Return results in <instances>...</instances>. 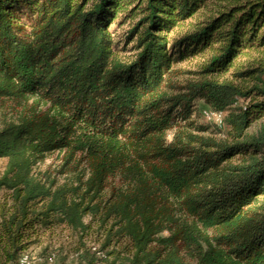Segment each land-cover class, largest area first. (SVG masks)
<instances>
[{
	"label": "trees",
	"instance_id": "1",
	"mask_svg": "<svg viewBox=\"0 0 264 264\" xmlns=\"http://www.w3.org/2000/svg\"><path fill=\"white\" fill-rule=\"evenodd\" d=\"M118 19H137L129 61L115 53ZM205 53L199 74L245 56L236 76L253 85L176 79L174 65ZM263 75L264 0H0V109L10 116L0 128L10 199L0 264H18L39 230L62 225L78 240V264H264V122L247 133L264 100L233 107L264 97ZM198 101L228 112V139L192 119ZM64 149L84 154L92 173L85 203L33 175ZM91 222L97 250L83 241Z\"/></svg>",
	"mask_w": 264,
	"mask_h": 264
},
{
	"label": "rangeland",
	"instance_id": "2",
	"mask_svg": "<svg viewBox=\"0 0 264 264\" xmlns=\"http://www.w3.org/2000/svg\"><path fill=\"white\" fill-rule=\"evenodd\" d=\"M134 20H116L110 26V33L114 42V49L117 57L122 61L131 60L135 53V38L130 40L126 39L127 31L133 26ZM186 22L185 26L178 27L173 30L170 37H174L188 31L189 23ZM209 54L205 53L193 58H190L182 63L174 65V69L180 71V75L176 78L179 81L185 80H201L209 79L218 82H231L237 86L248 89L253 85V81L247 78H241L236 76L239 70L246 67L248 64V58L243 56L236 61V65L230 68L228 71L213 73V74H199L201 67L205 63ZM254 56V54H251ZM250 56V57H251ZM264 82V75L262 76ZM263 96H258L256 93H251L247 98L238 99L237 103L233 105L234 108L247 107L254 103L263 101ZM210 110L202 101H198L195 104V112L192 115V119L200 125L213 126L210 131L205 133L211 137L217 139H228V128L224 125L223 118L228 112L221 113L219 119L208 120L204 116V111ZM10 119V116L0 109V128ZM264 122V116L260 120L254 121L247 129V133H254L257 131L259 125ZM218 129L215 130V128ZM211 133V131H213ZM217 131V132H215ZM169 139H172V134L169 135ZM240 157L232 159V163L240 162ZM6 160L0 159V177L5 169ZM33 175L41 180V182L50 185L53 191L64 189L68 191V195L74 196L78 202L85 203L92 195L94 191V180L91 171L87 167L84 154L77 153L69 149L58 150L51 153H47L44 157L38 159L33 166ZM106 190H103L98 199L104 200L106 198ZM9 194L4 191H0V208L5 206L9 207ZM84 221L88 223L90 217H85ZM102 236L96 232V223L91 222L90 230L83 241L87 247H93L98 249ZM124 244L120 243L118 247H123ZM79 247L78 240L75 235L66 226H56L48 230H39L38 239L26 250V255L30 256V264H44L43 259H40L42 252H50L53 254L52 261L45 264H78L75 261V250ZM24 254V255H25ZM62 258V259H61Z\"/></svg>",
	"mask_w": 264,
	"mask_h": 264
},
{
	"label": "built area",
	"instance_id": "3",
	"mask_svg": "<svg viewBox=\"0 0 264 264\" xmlns=\"http://www.w3.org/2000/svg\"><path fill=\"white\" fill-rule=\"evenodd\" d=\"M220 114L221 112H214V111H211V110H205L204 111V116L205 118H207L208 120H216V119H219L220 118ZM92 250H95L94 248H92ZM98 256L100 257H103V254L102 253H97ZM52 260L50 259L49 262H51ZM18 264H30V256L28 255H23L19 261H18Z\"/></svg>",
	"mask_w": 264,
	"mask_h": 264
}]
</instances>
